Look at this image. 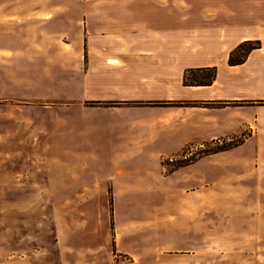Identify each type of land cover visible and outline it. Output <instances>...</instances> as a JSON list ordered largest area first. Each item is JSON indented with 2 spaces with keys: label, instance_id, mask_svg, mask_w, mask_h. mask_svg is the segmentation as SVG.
Segmentation results:
<instances>
[{
  "label": "rangeland",
  "instance_id": "1",
  "mask_svg": "<svg viewBox=\"0 0 264 264\" xmlns=\"http://www.w3.org/2000/svg\"><path fill=\"white\" fill-rule=\"evenodd\" d=\"M6 1L0 264H264V48L248 54L252 40L228 54L251 64L216 68L206 102L224 104L166 99L140 72L114 85L112 70H88L59 29L56 55L22 58ZM70 1L76 36L83 0Z\"/></svg>",
  "mask_w": 264,
  "mask_h": 264
},
{
  "label": "crops",
  "instance_id": "2",
  "mask_svg": "<svg viewBox=\"0 0 264 264\" xmlns=\"http://www.w3.org/2000/svg\"><path fill=\"white\" fill-rule=\"evenodd\" d=\"M5 3L12 7L9 13L16 14L17 23L23 24L16 41H7L15 43L22 58L56 55L55 38L50 35L59 29L66 41L82 48L88 70H112L119 76L114 85H123L126 74L140 72L137 80L166 99L170 94L181 101L217 99L211 95L219 78L211 86L183 87V72L212 67L219 71V64L226 65L228 54L246 41L259 42L256 51L264 48V0H83L81 31L76 36L70 34L75 16L70 0ZM252 55L245 65L252 63ZM52 64L56 67V56Z\"/></svg>",
  "mask_w": 264,
  "mask_h": 264
},
{
  "label": "trees",
  "instance_id": "3",
  "mask_svg": "<svg viewBox=\"0 0 264 264\" xmlns=\"http://www.w3.org/2000/svg\"><path fill=\"white\" fill-rule=\"evenodd\" d=\"M247 43H252L250 41H246V42H243L241 43L240 45L237 46L236 50L237 49H240L241 47H243V45L247 44ZM257 44H255V46H253L249 51H248V54L256 49H258L260 47V43L256 41ZM257 45V47H256ZM247 58V57H246ZM245 58V60H246ZM244 61H241V62H236V63H233L231 61V58L229 57L228 58V61H227V64L228 66L232 67V66H238V65H241L243 64ZM198 71L200 72H212V76L210 77V80L209 82H206V83H202V82H197V81H190L189 78L187 77V74L191 71H195V70H187L185 71V73L183 74V79H182V85L184 87H207V86H211L212 83L215 81L216 79V68L212 67V68H207V69H197ZM162 104V103H159V105ZM203 105H222L224 104V102H206V103H201ZM180 105H183V107H198L197 106V103H189V102H182L180 103ZM203 108H206V107H203ZM230 148H227V149H221L220 151H226ZM215 153V152H214Z\"/></svg>",
  "mask_w": 264,
  "mask_h": 264
}]
</instances>
